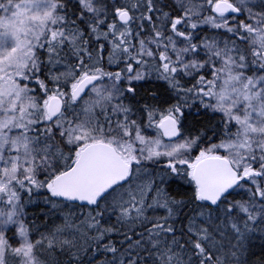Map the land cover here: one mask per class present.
<instances>
[{
  "label": "snow or ice",
  "instance_id": "snow-or-ice-1",
  "mask_svg": "<svg viewBox=\"0 0 264 264\" xmlns=\"http://www.w3.org/2000/svg\"><path fill=\"white\" fill-rule=\"evenodd\" d=\"M0 264H264V0H0Z\"/></svg>",
  "mask_w": 264,
  "mask_h": 264
}]
</instances>
